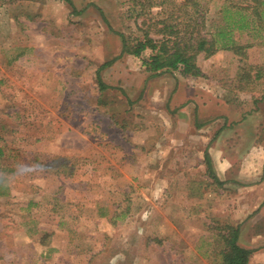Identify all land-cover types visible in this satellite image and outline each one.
<instances>
[{
    "label": "rangeland",
    "instance_id": "374dc122",
    "mask_svg": "<svg viewBox=\"0 0 264 264\" xmlns=\"http://www.w3.org/2000/svg\"><path fill=\"white\" fill-rule=\"evenodd\" d=\"M206 1L219 25L223 0ZM140 7L0 0V264H222L228 226L264 231V91L238 88L264 30L237 35L246 59L220 50L196 76L151 77V51L124 55L101 93L96 69L118 33L141 35ZM206 149L231 182L209 176Z\"/></svg>",
    "mask_w": 264,
    "mask_h": 264
},
{
    "label": "trees",
    "instance_id": "16d2710c",
    "mask_svg": "<svg viewBox=\"0 0 264 264\" xmlns=\"http://www.w3.org/2000/svg\"><path fill=\"white\" fill-rule=\"evenodd\" d=\"M135 1L136 5L141 6V12L137 15V19L143 18L141 35L128 37L124 33H118L121 38L119 55L96 69V80L101 93L110 88L103 78L104 70L124 55L140 58L146 51H151L149 58L142 61V67L151 77L175 71L196 76L198 60L209 58L220 50L232 51L246 59L247 50L252 44L240 43L238 36L264 30V0H223L218 11L222 17L219 25L209 24L211 7L206 0ZM154 7L161 8L157 14L159 16H148ZM162 13L167 15L160 16ZM239 78V91L254 92L257 88L264 91V63L246 65ZM253 100L257 105H264V94ZM262 132L264 133V128L260 136ZM3 155L4 150L0 146V158ZM205 163L209 176L222 184L214 171L207 149ZM239 235V226H228L221 234L224 243L221 250L222 264L250 263L255 250L241 246Z\"/></svg>",
    "mask_w": 264,
    "mask_h": 264
},
{
    "label": "crops",
    "instance_id": "0c3cea01",
    "mask_svg": "<svg viewBox=\"0 0 264 264\" xmlns=\"http://www.w3.org/2000/svg\"><path fill=\"white\" fill-rule=\"evenodd\" d=\"M120 50H121V48H120ZM225 124L226 123H224V126L223 127H225ZM222 129H224L223 131H225L226 130V128H222ZM218 135H219V133H220V130H219V132L217 131L216 132ZM209 152V151H208ZM210 154V153H209ZM210 156H211V154H210ZM211 158H212V156H211ZM212 162H214V159L212 158ZM248 176V175H247ZM250 176V175H249ZM262 177V178H261ZM218 178H219V180L221 181V182H225V183H229V182H231V181H229L228 179H226V177H221V176H219L218 175ZM257 182H259V183H261V185L260 186H258V185H256V186H253L254 188H253V194H255V197H256V201L257 202H259V201H263L264 200V179H263V176L262 175H260V177H259V179L257 178ZM239 181V180H238ZM239 182H244L243 180H241V181H239ZM239 227H240V235H239V244L241 245V246H243V247H246V248H249V249H254L255 250V252L253 253V255L256 253V251L258 250L257 248H260L261 247V249L259 250L260 251V257L259 258H261V260H262V262H264V231H262L261 230V232H260V230H258V229H256L255 227V229L251 232L250 230H247V228L245 227V226H241V225H239ZM249 231H250V234H251V238L249 237H247V238H245V236L248 234V235H250L249 234ZM248 242V243H247ZM261 242V243H260ZM259 243V244H258ZM260 246V247H259ZM253 255L251 256V258H250V263L249 264H251V262H252V260H253V258H255L256 256H259V255H255L254 257H253ZM256 258H258V257H256ZM264 264V263H263Z\"/></svg>",
    "mask_w": 264,
    "mask_h": 264
}]
</instances>
